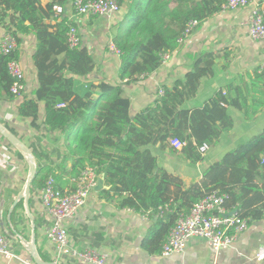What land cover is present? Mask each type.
Wrapping results in <instances>:
<instances>
[{"label":"trees","instance_id":"1","mask_svg":"<svg viewBox=\"0 0 264 264\" xmlns=\"http://www.w3.org/2000/svg\"><path fill=\"white\" fill-rule=\"evenodd\" d=\"M69 1L52 0L43 5L41 0H0V26L17 39L18 45L24 35L32 33L36 38L33 60L38 86L32 98H24L20 103L18 113L22 118H32V126L37 130L45 127L49 134L57 131L66 141L63 152L61 149L51 152L59 161L54 165L43 163L48 153L32 150L37 175L31 187V212L34 193L50 176L65 192L67 187L75 188L73 178L86 166H92L105 180L106 188L99 191L100 195L115 200L120 209L152 213L172 202L171 211L159 218V227L151 229L143 239L142 246L149 253H162L179 216L189 213L195 203L214 190L226 195L225 205L229 211H236L248 222L264 219V161L261 157L264 130L228 151L203 172L199 182L188 187L179 176L159 165L151 149L157 145L172 146L171 139L177 138L184 144L183 155L192 163H198L204 157L199 147L205 143L211 147L218 145L223 135L234 127L228 106L244 111L247 119L258 111L253 108L250 111L245 104L247 96H243L242 91L239 96L232 85L227 91L216 93L204 106L188 108L202 80L215 73L218 56L214 52L202 50L192 54L193 62L186 75L171 85L162 84L164 93L159 95L158 89L153 103L135 115L131 114L132 102L123 89L124 85L147 78L162 66L163 56L182 45L178 39L190 20H199V28L221 12L228 0H128L125 18L117 25L113 36V42L121 51L117 84L79 79L93 72L97 63L83 43L78 48L68 45L67 31L77 24L65 10L57 14L54 6L65 8ZM17 50L13 57H18ZM8 60L9 57L0 54V98L16 97L11 93L13 78L7 68ZM223 67L227 68V63ZM261 70L264 72V68ZM41 104L44 105L42 123L39 122ZM6 127L17 135L14 128ZM8 145L14 148L9 142ZM15 152L25 160L18 150ZM26 215L24 200H21L11 215L13 230L10 234L24 235L26 226L19 229L18 225L30 224ZM40 226L35 217L37 242ZM24 236L30 238L31 231ZM40 255L50 261L44 252Z\"/></svg>","mask_w":264,"mask_h":264},{"label":"crops","instance_id":"2","mask_svg":"<svg viewBox=\"0 0 264 264\" xmlns=\"http://www.w3.org/2000/svg\"><path fill=\"white\" fill-rule=\"evenodd\" d=\"M51 1L41 0L43 5ZM127 2L128 0H124L121 3V11L118 14L110 16L70 15L73 12L72 1L66 4L67 15L77 24L83 45L94 55L97 63L93 72L87 77L79 78L81 81L96 84L101 81L119 83L121 58L110 51L109 43L113 40L117 25L125 18ZM249 13L250 7L219 12L197 28L155 73L123 86L124 94L132 102L131 114L135 115L153 103L162 84L171 85L186 75L191 69L192 54L206 50L218 56L216 70L213 76L202 80L197 95L188 102V108L204 106L216 93L225 92L232 85L235 87L234 92L239 96L241 91L243 96H247L245 104L249 105L250 111L252 108L258 110L253 118L247 119L244 111L228 106V111L234 119V127L223 135L218 145L210 146L198 163L187 159L181 151L182 148L175 149L171 145L166 148L158 145L151 147L158 157L159 165L179 176L187 187L199 182L203 178V172L228 151L264 130V72L261 70L264 64V40H254L250 37ZM51 23H56V20L53 19ZM5 32V28L0 26V39ZM35 50V35H24L18 45L17 56L25 71V90L22 97L0 98V122L5 127L8 125L14 128L16 136L31 150L48 153L49 157L43 160V163L54 165L59 161L51 152L59 149L63 152L66 149L64 135L57 131L49 134L45 127L37 130L32 126V118H22L18 113L20 103L24 98H32L33 91L38 86L37 69L33 60ZM226 63L227 68L223 67ZM43 119L44 105L41 104L39 122L42 123ZM68 165L70 166V162ZM28 172L27 161L22 160L16 154L15 148L10 147L0 134V235H6L10 239L11 247L18 256L7 262L0 254V264H26L25 260H33L25 242L32 239L31 221L27 225H18L19 229L26 226L24 235L31 231L30 238L18 233L10 234L13 230L11 215L21 200L11 213L10 210L25 186ZM104 188L105 183L99 190L96 187L87 204L67 222V228L71 243L76 248H95L107 256V264H264V254L259 258V253L264 250V219L251 220L248 229L239 234L232 246L219 251H215L205 239L191 237L181 253L169 256L163 253H149L142 246L143 239L151 229L159 227V218L164 216L156 217L155 212L141 213L128 208L120 209L115 200H107L100 195L99 191ZM39 190L33 195L32 211L34 220L35 217L39 219L41 225L38 242L36 240L37 250L39 255L42 251L54 262V245L48 241L45 234V228L51 221L38 201ZM66 191H70V188L67 187ZM25 213L27 214L26 207ZM66 261L73 263L71 260Z\"/></svg>","mask_w":264,"mask_h":264},{"label":"built area","instance_id":"3","mask_svg":"<svg viewBox=\"0 0 264 264\" xmlns=\"http://www.w3.org/2000/svg\"><path fill=\"white\" fill-rule=\"evenodd\" d=\"M73 12L71 15H116L121 11V0H73L71 3ZM248 31L254 40H264V2L259 0H228L222 7V11L239 10L249 8ZM54 10L62 14L65 8L56 4ZM73 16V17H74ZM199 20L189 21L183 35L178 39L183 44L198 28ZM67 41L70 48H78L82 45V38L77 25H71L67 31ZM179 45V46H180ZM18 49L17 39L5 32L0 39V54L9 57L7 68L13 78L11 93L16 97H22L25 90V71L19 57H13ZM112 53L121 57V51L113 40L109 43ZM172 52L163 56L162 65L171 57ZM264 68V64H263ZM164 93L159 87V95ZM63 104H61L62 106ZM174 148L181 149L183 143L175 138L171 139ZM208 144L199 147L202 154L209 150ZM264 161V152L261 155ZM99 175L92 166H86L81 174L74 179L75 188L63 192L55 178L50 176L44 186L38 191V201L42 209L48 214L51 223L46 226L45 234L50 243L54 245V262L71 264H107V256L94 248H76L70 240L67 222L75 216L88 202L92 192L98 185ZM226 195L220 190H214L191 208L187 214H181L174 227L171 229L163 246L162 253L169 256L173 253H181L185 250L188 239L199 237L205 239L209 245L219 251L233 245L239 234L249 227L248 220L239 216L236 211H229L225 205ZM172 202L159 206L155 212L156 217H163L171 211ZM153 212V211H152ZM0 254L7 262L18 256L14 253L10 239L0 235ZM264 250L259 253L262 258ZM26 264H36L33 260H25Z\"/></svg>","mask_w":264,"mask_h":264},{"label":"water","instance_id":"4","mask_svg":"<svg viewBox=\"0 0 264 264\" xmlns=\"http://www.w3.org/2000/svg\"><path fill=\"white\" fill-rule=\"evenodd\" d=\"M0 134L5 137V139L13 145V147L18 150L25 158V160L28 163L29 166V172L28 177L25 182V186L22 190V192L19 194L18 199L15 201L13 208L10 210V213L13 211L14 207L18 203L19 200H24L26 212L28 215V218L30 219L32 223V239L30 241H26L27 248L29 252L32 255V258L36 264H64L60 262H51L43 260L37 250V244H36V229H35V220L34 216L30 209V197H31V187L33 184V181L35 180V177L37 175V162L35 160V156L32 152V150L27 146L18 136L14 135L3 123L0 122ZM99 183L97 185V189H101L104 187V177L99 178ZM10 217V216H9Z\"/></svg>","mask_w":264,"mask_h":264}]
</instances>
